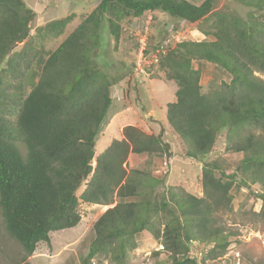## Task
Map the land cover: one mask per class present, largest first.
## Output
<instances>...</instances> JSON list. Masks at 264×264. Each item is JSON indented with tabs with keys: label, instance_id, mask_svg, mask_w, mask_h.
<instances>
[{
	"label": "trees",
	"instance_id": "trees-1",
	"mask_svg": "<svg viewBox=\"0 0 264 264\" xmlns=\"http://www.w3.org/2000/svg\"><path fill=\"white\" fill-rule=\"evenodd\" d=\"M95 1L91 13L58 48L37 61L40 71L31 73L30 91L20 94L14 126L2 117L0 79V210L5 230L28 258L39 243H50V233L78 226L81 203L109 206L93 224L94 238L81 264H92L100 255L109 264H127L141 233L149 234L158 252L168 255L167 264L216 261L226 255L230 242L220 237L214 214L230 209L233 187H260L259 215L264 219V80L256 75H264V0H229L248 9L244 17L215 10L217 0L197 5L187 0ZM154 11L197 24L205 37L151 50H165L150 71L157 68L176 86L174 100L165 106V121L186 146L184 156L197 160L209 155L221 134L225 150L242 155L232 174L221 171L216 161L202 165V197L174 187L157 193L159 181L146 191L145 173L127 171L130 154L170 156L163 133L147 134L128 125L121 139L95 154L112 106L110 88L127 70L110 74L91 58L102 46L100 31L108 32L116 49L121 22ZM34 18L23 0H0V65L5 57L10 68L22 59L20 53L8 54L15 44L25 48ZM72 19L69 15L51 21L40 30L57 38ZM148 51L147 46V57ZM193 62L214 65L227 81L213 83L202 93L200 70ZM15 141L25 147L24 156ZM93 161L94 170L84 180ZM193 243L213 246L197 259L191 256Z\"/></svg>",
	"mask_w": 264,
	"mask_h": 264
},
{
	"label": "rangeland",
	"instance_id": "rangeland-1",
	"mask_svg": "<svg viewBox=\"0 0 264 264\" xmlns=\"http://www.w3.org/2000/svg\"><path fill=\"white\" fill-rule=\"evenodd\" d=\"M25 5L35 13L30 24L29 40L25 48L15 44L9 51L20 53L22 59L12 67L6 64L7 57L0 65L2 84L1 102L4 106L2 117L14 126L20 107V94L25 96L30 91V75L40 71L37 63L55 51L64 39L91 13L97 4L95 0H23ZM200 4L203 0H187ZM215 10L234 12L244 17L248 9L229 0H217ZM72 15V21L65 27L63 34L57 38L48 37L42 29L47 23ZM104 28V27H102ZM121 38L115 44L108 32L100 31V46L91 53V58L103 71L115 74L124 67L125 77L110 88L112 106L102 131L98 136L95 154L103 151L114 139H119L121 128L131 125L144 133L162 134V140L168 144L170 156H128L127 171L139 170L145 173V189L155 181L161 182L157 193L168 187L180 188L196 197H202L201 168L205 162L216 161L221 171L232 174L242 158L241 154L225 150L224 134L218 137L212 152L197 160L184 156L186 146L167 128L165 123V105L174 100L176 86L167 81L164 73L153 68L149 78L136 73L134 68L138 59L140 39L147 40L149 57L152 49L166 43L172 48L182 41H202L205 37L199 32L197 24L175 20L159 11L146 12L139 18H130L120 24ZM209 39V38H207ZM171 43V44H170ZM27 52H23L27 49ZM151 51V52H150ZM24 54V55H23ZM148 57V59H149ZM18 59V58H17ZM17 62V60H16ZM142 66V60H140ZM193 67L200 70L201 92L207 93L210 88L221 81H227L225 73L206 62H193ZM129 69L132 71L129 73ZM144 69V68H143ZM28 71V72H27ZM264 80V75L256 73ZM37 81V78L34 79ZM33 81V80H32ZM23 98V97H22ZM21 98V99H22ZM19 152L25 155V147L15 141ZM95 162L93 161L92 165ZM146 189V191H148ZM258 185L233 187L231 207L220 208L215 214L217 227L222 231L220 237H228L230 245L226 255L209 264H264V219L259 215L261 201ZM80 192L78 193V195ZM136 198L127 199L128 202ZM113 206V205H112ZM109 206L81 203L78 207L80 222L75 229L50 233V243H39L32 256L24 258L20 245L7 234L0 210V264H81L89 244L94 238L93 224ZM138 247L128 255L127 264H167L168 255L158 252L159 245L147 233H141ZM213 246V243H193L191 256L199 259L200 254ZM235 260L232 263L231 260ZM98 256L94 262L102 261Z\"/></svg>",
	"mask_w": 264,
	"mask_h": 264
},
{
	"label": "built area",
	"instance_id": "built-area-1",
	"mask_svg": "<svg viewBox=\"0 0 264 264\" xmlns=\"http://www.w3.org/2000/svg\"><path fill=\"white\" fill-rule=\"evenodd\" d=\"M145 39H140L139 40V44H138V46H139L138 47V59H139V61L137 60V62H136L135 72L138 73V74L141 73V76L146 77V78H149V76L151 75L150 69L153 66V64L157 62V55L159 53H161V52L164 53L165 50L163 48H162L161 51L160 50H157L148 59V57L145 56V51H146V48H147V40H145ZM140 60H142V66H140V63H139ZM94 260H92V264H96V262H94ZM102 264H109V263L106 260H104V262H102Z\"/></svg>",
	"mask_w": 264,
	"mask_h": 264
},
{
	"label": "water",
	"instance_id": "water-1",
	"mask_svg": "<svg viewBox=\"0 0 264 264\" xmlns=\"http://www.w3.org/2000/svg\"><path fill=\"white\" fill-rule=\"evenodd\" d=\"M94 166L95 165H88L84 171V174H83V178L84 180H87L89 175L92 174L93 170H94Z\"/></svg>",
	"mask_w": 264,
	"mask_h": 264
},
{
	"label": "crops",
	"instance_id": "crops-1",
	"mask_svg": "<svg viewBox=\"0 0 264 264\" xmlns=\"http://www.w3.org/2000/svg\"><path fill=\"white\" fill-rule=\"evenodd\" d=\"M175 91H176V90H175ZM174 93H175V92H174ZM165 106H166V105H165ZM164 125H166V121H165ZM121 129H122V128H121ZM119 136H120L119 139H121V138H122L121 130H120V134H119ZM119 139H117V140H119ZM108 146H109V145H108ZM108 146H107V147H108ZM107 147H106V148H107ZM106 148H105V149H106ZM105 149H104V150H105ZM101 152H102V151H101ZM101 152H99V153H101ZM131 156H138V155L130 154V157H131ZM73 229H75V228H73ZM69 230H71V229H69ZM222 258H223V257H222ZM220 259H221V258H220ZM218 260H219V259H218ZM216 261H217V260H216ZM239 261H240V260L238 259L237 264H239ZM210 262H211V263H214L215 261H210ZM210 262H208V264H209ZM231 262H232V263H235V260L233 259V260H231Z\"/></svg>",
	"mask_w": 264,
	"mask_h": 264
},
{
	"label": "clouds",
	"instance_id": "clouds-1",
	"mask_svg": "<svg viewBox=\"0 0 264 264\" xmlns=\"http://www.w3.org/2000/svg\"><path fill=\"white\" fill-rule=\"evenodd\" d=\"M107 261V260H106ZM108 262V261H107Z\"/></svg>",
	"mask_w": 264,
	"mask_h": 264
}]
</instances>
